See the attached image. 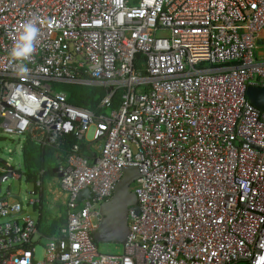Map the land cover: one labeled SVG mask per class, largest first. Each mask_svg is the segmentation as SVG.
<instances>
[{
	"label": "built area",
	"instance_id": "obj_1",
	"mask_svg": "<svg viewBox=\"0 0 264 264\" xmlns=\"http://www.w3.org/2000/svg\"><path fill=\"white\" fill-rule=\"evenodd\" d=\"M28 20L40 33L20 73L9 49ZM262 32L264 0H0V130L64 152L77 140L56 177L67 223L45 236L23 201L0 200V264H258L264 111L247 89L264 88ZM56 84L105 88L108 114L69 103ZM128 166L137 213L122 254H102L99 207ZM1 172L22 178L8 162Z\"/></svg>",
	"mask_w": 264,
	"mask_h": 264
},
{
	"label": "trees",
	"instance_id": "obj_2",
	"mask_svg": "<svg viewBox=\"0 0 264 264\" xmlns=\"http://www.w3.org/2000/svg\"><path fill=\"white\" fill-rule=\"evenodd\" d=\"M143 60L141 55H137L135 57L134 66L135 68H140V61ZM55 89H59L60 87H65L66 90H62V92H68V100L69 103L83 108L89 111L94 112V114L104 113V108L99 107V103L101 99L105 96L106 89L99 86H73V85H65V84H56ZM120 91L116 93L113 100L112 108H115L117 102L119 101ZM66 144L64 146L65 152L73 145L77 143L76 138L67 137ZM25 144L22 146L23 148V166L25 170V174L27 177L28 183H36L38 180H41L43 187L46 181H52L57 177V169L61 163L66 161L67 154L61 150L58 152V156L56 158L52 157L47 158V147H42L37 145L35 142L27 139L24 141ZM53 149V148H50ZM54 150V149H53ZM60 151V150H58ZM56 152V151H55ZM80 152L82 154H88L84 147L81 145ZM46 170V172H42ZM44 173V174H43ZM43 174V175H42ZM43 190V189H42ZM42 204L45 203L44 197L41 198ZM40 202V215L37 222V226L39 231L43 233V235L53 237L58 235L61 227L67 223V215H66V207L65 215L59 216L50 222L48 225H44V208H42V204ZM44 207V206H43ZM94 242L98 244L97 241Z\"/></svg>",
	"mask_w": 264,
	"mask_h": 264
},
{
	"label": "rangeland",
	"instance_id": "obj_3",
	"mask_svg": "<svg viewBox=\"0 0 264 264\" xmlns=\"http://www.w3.org/2000/svg\"><path fill=\"white\" fill-rule=\"evenodd\" d=\"M78 86V85H73ZM66 90L65 87H60L57 91ZM68 93V92H66ZM69 94V93H68ZM118 104V102H117ZM117 106V105H116ZM115 106V107H116ZM104 113L108 114V109H104ZM94 131V126L89 128L87 132L86 139L91 140L92 134ZM22 138L11 137L0 132V159L4 162H8V164L13 167L19 174H22L21 179L10 178L7 181H3L0 183V198L6 196L7 189H9V193L11 195L19 196L24 205L25 210L28 214H30L35 221L38 222L40 210L38 206H33L30 204L32 199H39L38 195H33L32 193L37 190L36 186L32 183L27 182V177L25 174L24 166H23V154L22 150H20V144L22 143ZM5 166L0 163V176L2 175V169ZM135 183L131 184V190L134 189ZM44 191L46 193V199L44 203V225H48V222L57 218L62 214L61 207H53L49 200H54L56 196L60 193L59 185L57 184L52 190L49 188V181H46L44 185ZM7 219L2 218L0 221H6ZM46 236V235H45ZM48 242L47 239L42 238L40 244H36V255L38 258L42 257L43 247ZM98 251L102 254L113 255V254H122L123 248L120 244L115 243H98ZM244 264V263H239Z\"/></svg>",
	"mask_w": 264,
	"mask_h": 264
},
{
	"label": "water",
	"instance_id": "obj_4",
	"mask_svg": "<svg viewBox=\"0 0 264 264\" xmlns=\"http://www.w3.org/2000/svg\"><path fill=\"white\" fill-rule=\"evenodd\" d=\"M247 97L249 101L260 110L264 111V88L250 86L247 89ZM0 163L4 166L6 162L0 159ZM139 178V171L134 166H128L122 169V176L115 184L113 194L109 200L102 203L99 207V225L93 236L98 243H115L124 246L128 234V212L130 210L137 213L136 196L131 191V184ZM2 177L0 176V183ZM1 192V190H0ZM7 194L0 200L8 197L17 199L22 203L21 198L16 195ZM80 197H89L88 189H84L80 193Z\"/></svg>",
	"mask_w": 264,
	"mask_h": 264
},
{
	"label": "clouds",
	"instance_id": "obj_5",
	"mask_svg": "<svg viewBox=\"0 0 264 264\" xmlns=\"http://www.w3.org/2000/svg\"><path fill=\"white\" fill-rule=\"evenodd\" d=\"M39 33L40 29L37 27V24L32 20H28L20 25L18 34L12 41L9 57L15 63L20 73H27L29 71L26 62L30 61L34 56ZM258 264H264V256L259 258Z\"/></svg>",
	"mask_w": 264,
	"mask_h": 264
},
{
	"label": "crops",
	"instance_id": "obj_6",
	"mask_svg": "<svg viewBox=\"0 0 264 264\" xmlns=\"http://www.w3.org/2000/svg\"><path fill=\"white\" fill-rule=\"evenodd\" d=\"M256 46H257V59L259 61H264V32H262L260 34V36L257 38V41H256ZM0 132H2V130H0ZM3 133V132H2ZM17 138H22L23 141L22 143L20 144V150H22V153H23V148L22 146H24L23 144L25 140L27 139H30L29 135L26 136V138H23V137H17ZM31 140V139H30ZM32 141V140H31ZM34 142V141H33ZM37 144V143H36ZM39 145V144H37ZM39 146H42V147H47V158H50L52 157V154H53V157L56 158L59 154L58 152H61V151H58L57 149L53 148V149H50L52 147H48V146H43V145H39ZM56 151V152H55ZM93 154L94 155H97L99 153V145H95L94 148H93ZM43 172V171H42ZM44 172H46V170H44ZM57 181L56 179L54 178L52 181H49V188L50 190H52L56 185H57ZM45 185V184H44ZM40 195V201H41V198L44 197V201L46 199V193L44 191V187H43V190L42 192L39 194ZM66 201H67V194L60 191V193L56 196V198L54 200H49V203L53 206V207H61V210H62V214H60V216L62 215H65V209H64V206L66 207ZM47 202V201H45ZM42 204V202H41ZM44 204H42V208ZM39 209H40V206H39ZM39 229V228H38ZM43 234V233H42Z\"/></svg>",
	"mask_w": 264,
	"mask_h": 264
}]
</instances>
